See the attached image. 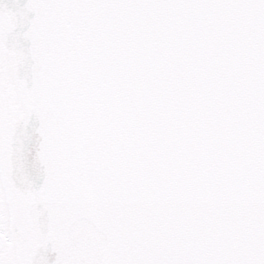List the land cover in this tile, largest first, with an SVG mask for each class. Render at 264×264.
<instances>
[{
	"label": "water",
	"instance_id": "obj_1",
	"mask_svg": "<svg viewBox=\"0 0 264 264\" xmlns=\"http://www.w3.org/2000/svg\"><path fill=\"white\" fill-rule=\"evenodd\" d=\"M0 264H264V0H0Z\"/></svg>",
	"mask_w": 264,
	"mask_h": 264
},
{
	"label": "flooded vegetation",
	"instance_id": "obj_2",
	"mask_svg": "<svg viewBox=\"0 0 264 264\" xmlns=\"http://www.w3.org/2000/svg\"><path fill=\"white\" fill-rule=\"evenodd\" d=\"M0 203L1 204L4 203L3 191H2L1 186H0ZM4 205H5V203H4ZM4 213H5V221H4L5 222V227H4V230H2V241H1V244L8 243V241H9V234H8V229H7L6 205L4 206ZM4 253H5V250L3 251V254Z\"/></svg>",
	"mask_w": 264,
	"mask_h": 264
},
{
	"label": "rangeland",
	"instance_id": "obj_3",
	"mask_svg": "<svg viewBox=\"0 0 264 264\" xmlns=\"http://www.w3.org/2000/svg\"><path fill=\"white\" fill-rule=\"evenodd\" d=\"M4 206H5L4 203L3 204L0 203V255L3 253V251L8 246V243L1 244V241H2V230H4V227H5Z\"/></svg>",
	"mask_w": 264,
	"mask_h": 264
}]
</instances>
